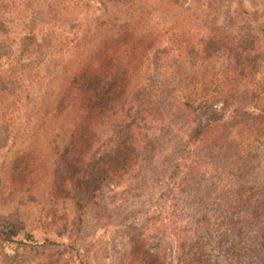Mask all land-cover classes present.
I'll return each instance as SVG.
<instances>
[{
    "label": "rangeland",
    "instance_id": "1",
    "mask_svg": "<svg viewBox=\"0 0 264 264\" xmlns=\"http://www.w3.org/2000/svg\"><path fill=\"white\" fill-rule=\"evenodd\" d=\"M127 19L154 39L140 66L148 101L143 96V104H132L143 120L127 119L137 164L93 199L74 192L56 200L50 189L52 177L65 173L58 157L62 133L74 127L79 109L69 105L57 113L55 102L66 76ZM251 22L254 28L264 24V0H0V264H139L143 254L132 253L138 242L158 254L157 264H181L200 246L217 264H264V246L251 258L243 248L240 259L225 246L242 241L238 228L259 234L247 221L264 205L257 172L264 147L235 161L232 145L214 164L205 161L208 173L201 175L200 155L210 149L200 144L198 127L209 116L189 115L170 81L173 63L184 57L179 46L188 43L194 55L209 29L228 25L235 33ZM109 49L120 53L113 39ZM121 116L116 108L111 120L98 124L93 156L113 149ZM228 131L226 124L223 133ZM27 152L32 170L24 177L13 164ZM90 164L97 169L92 159ZM200 211L206 212L205 226ZM231 215L233 226L225 225Z\"/></svg>",
    "mask_w": 264,
    "mask_h": 264
},
{
    "label": "trees",
    "instance_id": "2",
    "mask_svg": "<svg viewBox=\"0 0 264 264\" xmlns=\"http://www.w3.org/2000/svg\"><path fill=\"white\" fill-rule=\"evenodd\" d=\"M139 28L137 21L127 19L113 35L102 38L87 60L65 78L54 108L61 113L67 106L73 105L79 112L74 127L62 133L58 157L65 173L52 177L53 188L50 189V196L56 200L67 199L74 192L93 199L105 184L119 185L137 164V149L131 131L133 124L130 121L143 118L141 109L138 107L133 111L132 104L135 100L143 104V96L148 101L149 86L139 84L140 66L146 51L154 45V39L150 40L148 36L150 33H138ZM227 29L228 25L209 29L200 38V46L194 55L187 52L188 43L179 46L176 50L184 57L179 63H173L174 69L170 74L173 92L180 96L181 102L188 108L187 113L200 111V114L209 116L198 127L200 144L210 149L200 155L201 175L208 173L205 161L214 164L219 158L217 154L222 150L228 152L232 145L235 147V161L245 157L242 153L255 155L260 147H264V24L254 28L251 22L243 29L237 28L235 33ZM111 39L120 53L110 51ZM196 59H200V64ZM133 80L137 83L130 89L134 90L133 96L128 97L127 91ZM116 108L122 116L121 119L116 117L120 129L117 130L113 149L105 157L97 158L92 154L97 142V126L111 120L110 116L115 115ZM132 113L135 115L131 116ZM226 124L229 131L225 134L223 129ZM227 140L231 144L225 148ZM89 155L97 169L91 168ZM31 158V153L27 152L14 161L15 169L24 177L31 173ZM257 172L264 191V165ZM254 190L251 185L249 191L252 196L255 195ZM51 213L56 219L54 208ZM202 214L200 211V224L205 226L202 222L206 219V212ZM234 220L231 215L224 220V224L233 226ZM247 222L257 225L260 235L256 232L255 237L249 236L238 228L244 244L232 240L225 245L238 259L243 255V248L251 258V251L258 254L259 247L264 246V205L255 209ZM226 231H223L224 238H227ZM217 238L221 239L220 244L225 243L220 236ZM132 253L143 254L138 259L139 264H157L158 254L149 253L140 242L134 245ZM182 258L185 261L181 264H217L209 259L202 246L190 249ZM252 262L253 259H249L246 264Z\"/></svg>",
    "mask_w": 264,
    "mask_h": 264
}]
</instances>
